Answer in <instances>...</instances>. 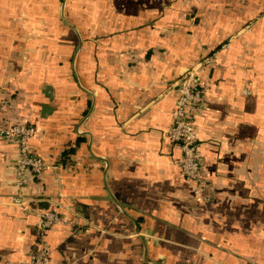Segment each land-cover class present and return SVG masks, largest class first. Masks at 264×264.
Instances as JSON below:
<instances>
[{"label":"crops","instance_id":"1","mask_svg":"<svg viewBox=\"0 0 264 264\" xmlns=\"http://www.w3.org/2000/svg\"><path fill=\"white\" fill-rule=\"evenodd\" d=\"M204 57L206 203L169 138L174 82ZM0 96L43 163L17 188L0 137V264L30 263L39 210L66 216L49 264H264V0H0Z\"/></svg>","mask_w":264,"mask_h":264},{"label":"built area","instance_id":"2","mask_svg":"<svg viewBox=\"0 0 264 264\" xmlns=\"http://www.w3.org/2000/svg\"><path fill=\"white\" fill-rule=\"evenodd\" d=\"M210 63L209 57H204L193 64L175 82L176 100L171 113L169 138L181 152L179 169L185 177L194 198L199 202H208L210 197L206 192V182L201 171L198 141L191 119L202 108L204 94L199 82V74ZM9 103V99L0 96V110ZM35 128L25 122L0 119V137H14L17 143L18 159L15 166V186L22 188L38 175L43 169V163L33 153L30 141ZM14 203L22 205L24 211H30L29 200L14 197ZM38 222L35 226L38 235L36 250L29 264H49L50 249L43 241L44 232L59 222H64L66 216L55 210H39Z\"/></svg>","mask_w":264,"mask_h":264},{"label":"rangeland","instance_id":"3","mask_svg":"<svg viewBox=\"0 0 264 264\" xmlns=\"http://www.w3.org/2000/svg\"><path fill=\"white\" fill-rule=\"evenodd\" d=\"M26 200H27V199H26ZM13 203H14V202H13ZM14 204L18 205V203H14ZM20 207H22V205H21Z\"/></svg>","mask_w":264,"mask_h":264}]
</instances>
